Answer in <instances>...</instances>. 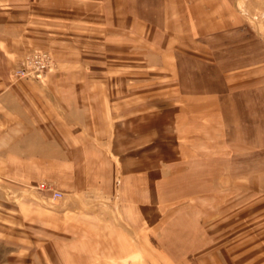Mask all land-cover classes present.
<instances>
[{
    "label": "crops",
    "instance_id": "obj_1",
    "mask_svg": "<svg viewBox=\"0 0 264 264\" xmlns=\"http://www.w3.org/2000/svg\"><path fill=\"white\" fill-rule=\"evenodd\" d=\"M234 10V0H0L3 169L20 181L54 179L63 194L44 207L49 192L22 199L18 212L4 215L0 264H171L164 252L172 228H156L153 193L170 152L154 140L172 137L174 107L180 138H201L204 123L218 130L225 121L217 92L172 100V55L234 29ZM34 49L52 52L54 70L44 83L13 79ZM117 187L120 209L90 210L98 198L91 191L112 196ZM185 215L195 221L179 228V246L191 253L177 264H264L250 250H228L226 263L215 253L196 258L192 248L199 251L208 230L201 212ZM11 235H19L13 248Z\"/></svg>",
    "mask_w": 264,
    "mask_h": 264
},
{
    "label": "rangeland",
    "instance_id": "obj_2",
    "mask_svg": "<svg viewBox=\"0 0 264 264\" xmlns=\"http://www.w3.org/2000/svg\"><path fill=\"white\" fill-rule=\"evenodd\" d=\"M234 7V12H227L229 16L234 13V19L240 22L234 29L219 31L208 42L188 43L186 50L178 51L175 57L172 55L177 67L171 76L172 100L184 94L194 97L217 92L225 121L219 123L218 130L214 124L204 123V131L199 132L203 134L201 138H180L177 135L182 124L178 122V108L174 107L172 120L177 122L171 124L172 137L154 140L156 149L167 148L170 152L168 170L163 171L161 166V171L155 174L157 185L153 193L156 228L165 225L172 228L171 248L164 252L171 264H177L175 258L191 253L188 252L191 246H179V228L183 232L192 224L188 221L194 223L195 219L186 218L185 214L195 215L196 211L202 213L203 226L208 230L199 251L195 253L196 248H192L196 258L200 255L211 258L215 253L220 262L226 263L228 250L236 256L250 250L252 259H257L259 254L264 257V0H234ZM55 67L54 59L52 70ZM13 71L12 78L21 80L14 78ZM48 74L43 81L24 80L44 83ZM8 157L0 154V229L8 227L9 220L3 217L18 212L20 200L42 201L46 197L48 192L37 185L46 180L57 186L49 177L34 183L9 177V171L3 169ZM157 158L162 163V156ZM42 173L47 176L50 172ZM95 193L98 198L90 201V210L121 208L118 187L112 196L101 190L91 191ZM44 201L42 207L59 200ZM211 211L213 218L206 219ZM3 237L8 235L0 236ZM11 237L15 239L11 241L13 248L18 244L19 235ZM27 239L33 240L34 236L28 235ZM27 243L33 245L34 241ZM30 248L26 253L31 257L34 247Z\"/></svg>",
    "mask_w": 264,
    "mask_h": 264
},
{
    "label": "built area",
    "instance_id": "obj_3",
    "mask_svg": "<svg viewBox=\"0 0 264 264\" xmlns=\"http://www.w3.org/2000/svg\"><path fill=\"white\" fill-rule=\"evenodd\" d=\"M54 59L50 51L35 49L26 53L13 71L14 78L32 79L43 81L46 75L52 71ZM37 187L50 193V198L57 201L63 197L51 182L43 181Z\"/></svg>",
    "mask_w": 264,
    "mask_h": 264
},
{
    "label": "bare ground",
    "instance_id": "obj_4",
    "mask_svg": "<svg viewBox=\"0 0 264 264\" xmlns=\"http://www.w3.org/2000/svg\"><path fill=\"white\" fill-rule=\"evenodd\" d=\"M191 192H193V190Z\"/></svg>",
    "mask_w": 264,
    "mask_h": 264
}]
</instances>
